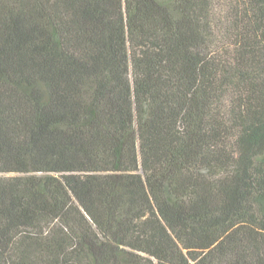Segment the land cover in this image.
<instances>
[{"label": "trees", "instance_id": "16d2710c", "mask_svg": "<svg viewBox=\"0 0 264 264\" xmlns=\"http://www.w3.org/2000/svg\"><path fill=\"white\" fill-rule=\"evenodd\" d=\"M0 264H264V0H0Z\"/></svg>", "mask_w": 264, "mask_h": 264}]
</instances>
